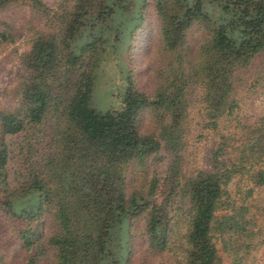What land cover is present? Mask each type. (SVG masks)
Returning <instances> with one entry per match:
<instances>
[{"label": "trees", "instance_id": "1", "mask_svg": "<svg viewBox=\"0 0 264 264\" xmlns=\"http://www.w3.org/2000/svg\"><path fill=\"white\" fill-rule=\"evenodd\" d=\"M29 1L45 20L18 105L0 110V212L27 250L20 264H40L47 249L52 264H130L139 221L150 253L178 242L180 264H243L264 245V0ZM148 5L161 22L159 81L140 90L130 72L120 108L99 109L98 70ZM197 24L206 35L192 46ZM20 36L0 19V43ZM255 95L261 111L248 119Z\"/></svg>", "mask_w": 264, "mask_h": 264}, {"label": "rangeland", "instance_id": "2", "mask_svg": "<svg viewBox=\"0 0 264 264\" xmlns=\"http://www.w3.org/2000/svg\"><path fill=\"white\" fill-rule=\"evenodd\" d=\"M47 7H53L58 0H41ZM33 4L35 8H33ZM31 4L26 0L22 4H12L0 10V19L7 21L12 26L20 28L22 36L17 38L14 42L0 43V110L14 109L18 105L19 95H17V88L25 73V54L30 50L32 36L34 31L40 29L45 20V13L41 8H37L36 1ZM138 27L134 30L133 36L127 42L121 44L119 53L115 58L105 60L99 70L96 80L93 102L99 109L120 108L122 104V96L127 85V78L131 72V77L136 82L140 90H151L159 81L158 69L163 60L161 46L160 27L161 22L152 5H148L144 12L143 20H138ZM206 30L200 25L193 26L188 34L189 43L192 46L200 43ZM264 59V56H263ZM261 60L256 61L259 64ZM251 78L249 77L248 81ZM254 97V98H253ZM250 105L245 107L243 113L250 116L261 111V104L257 102L256 95L253 96ZM197 109L192 111V114ZM141 128H146L150 123L149 113H144L142 118ZM192 129V132L197 134L198 130ZM11 136H9V139ZM18 140L19 135L13 137ZM198 140L196 135L189 139V150L194 153L192 157L200 160L205 151V141ZM159 163V173L164 174L166 169L165 162ZM10 163L9 167H12ZM154 167H151V170ZM133 167L128 170L129 178L134 179L131 173ZM13 177V175H12ZM140 179L138 175L135 176ZM132 188V187H131ZM264 197V188H260L256 192V196ZM50 225V223H49ZM48 225V226H49ZM143 221L135 224L133 229L132 254L130 256V264H139L142 259L141 256L150 253L147 248L146 237L143 233ZM49 230V229H47ZM178 236L175 237L179 241ZM172 245L174 250L165 251L162 253H150L144 260L147 264H180L179 258L180 250H177L179 243ZM27 250L17 238H12L10 235L9 224L4 219L2 212H0V264H20L26 256ZM226 256V255H225ZM53 256L50 249L45 251L41 257L40 264H52ZM230 257H224V264H230ZM181 262V259H180ZM243 264H264V245L257 248L246 256Z\"/></svg>", "mask_w": 264, "mask_h": 264}]
</instances>
